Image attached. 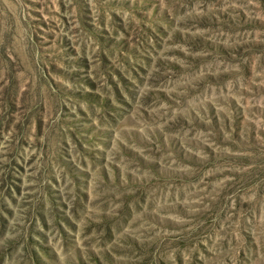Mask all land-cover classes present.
<instances>
[{
  "label": "rangeland",
  "instance_id": "374dc122",
  "mask_svg": "<svg viewBox=\"0 0 264 264\" xmlns=\"http://www.w3.org/2000/svg\"><path fill=\"white\" fill-rule=\"evenodd\" d=\"M0 264H264V0H0Z\"/></svg>",
  "mask_w": 264,
  "mask_h": 264
}]
</instances>
